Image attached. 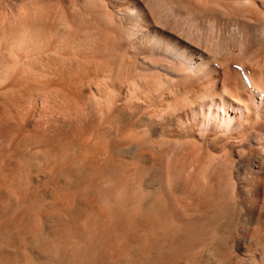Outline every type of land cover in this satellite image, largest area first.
<instances>
[{"label":"bare ground","instance_id":"1","mask_svg":"<svg viewBox=\"0 0 264 264\" xmlns=\"http://www.w3.org/2000/svg\"><path fill=\"white\" fill-rule=\"evenodd\" d=\"M200 1L207 13L258 12L250 0ZM36 4L18 18L26 43L62 50L82 31L98 39L97 54L120 51L88 0ZM14 20L5 14L0 33ZM62 57L0 61V264H264V149L243 139L253 108H237L247 117L226 129L227 143L215 115L189 124L174 105L144 106L211 101L219 89H187L151 63L112 58L87 79V64ZM262 84L252 91L264 94ZM38 106L48 110L39 119Z\"/></svg>","mask_w":264,"mask_h":264},{"label":"rangeland","instance_id":"2","mask_svg":"<svg viewBox=\"0 0 264 264\" xmlns=\"http://www.w3.org/2000/svg\"><path fill=\"white\" fill-rule=\"evenodd\" d=\"M88 1L96 9L97 14H94V18L101 24L104 23V33L111 36L112 41L116 40L115 43L120 48L118 54H114V56L97 54L98 39L95 36L93 39L89 33H82V31L70 35L64 33V38L69 35L77 42L71 43V45L67 44L68 46L62 47V50L61 48L60 50H49L39 43H36V46L26 43L28 21L18 20V18L20 15L25 18L24 13L29 9L35 8L34 10L40 11L42 7L39 8L40 5L36 4V0H21L20 3L11 8L7 0H0V20L5 14H10L16 18L14 25L17 26L11 33H0V61L6 63L25 61L22 64L27 66L33 61L41 62L51 58V56H63L62 58H71L87 64L85 69L87 71L80 72L87 79L103 74L104 71L100 69L101 64L112 59L125 60L128 63H151L155 67V73L171 75L187 89L199 88L204 91L219 89L220 93L218 99L202 103H192L186 99L169 101V99L160 98L150 101L151 103L147 102L144 106L165 108L174 105V108L183 111L182 118L189 124L192 121L194 124L208 123L215 115L223 128L222 134L221 132L219 134L221 135L220 138L228 143L227 136L230 132L226 129H231L237 125V122L246 119L245 113L239 109L243 106L242 104H248L253 108L254 115L243 139L246 142L249 140V143L264 149V94L253 92V84L263 87L264 80V0H250L248 6L250 8L255 6L254 9L258 12L239 14V16L222 15L217 12H215L217 14L214 12L207 13L204 9H199L202 7L200 4L203 5L200 0H188L191 3H187V0ZM193 4L199 7L196 9L194 5L193 8ZM132 6H135L138 13L142 11L141 15L137 13L138 15L135 14L132 19L130 16V18L128 17L129 21L126 17L124 19V17L119 16L121 8L128 10L129 8L132 9ZM198 9L199 11L204 10L206 13L199 12ZM17 22L18 25H16ZM131 28L136 29L132 31ZM259 36L262 38L260 39ZM185 39L188 41L186 42ZM169 50H176L178 54L180 53L178 58L169 56ZM212 52L218 55L217 61L214 60ZM218 61L228 62L227 65H223ZM132 72L131 74H136V71L132 70ZM87 88L86 91L93 92L94 90V87ZM160 89H158V93L162 95L164 92L168 93V90ZM47 111V109L38 106L32 112V116L39 119L45 116ZM199 113L204 115L197 117ZM215 117L214 119H216ZM169 122L173 123L174 121L170 120ZM215 137L219 136L216 135Z\"/></svg>","mask_w":264,"mask_h":264}]
</instances>
